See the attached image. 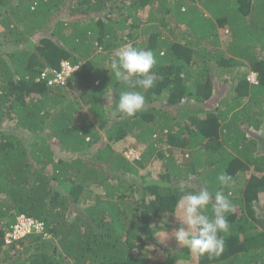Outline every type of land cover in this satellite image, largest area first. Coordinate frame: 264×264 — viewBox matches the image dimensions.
I'll return each instance as SVG.
<instances>
[{
  "label": "trees",
  "instance_id": "obj_1",
  "mask_svg": "<svg viewBox=\"0 0 264 264\" xmlns=\"http://www.w3.org/2000/svg\"><path fill=\"white\" fill-rule=\"evenodd\" d=\"M0 24V264H147L181 186L222 191L233 207L222 254L197 264H264V0H0ZM219 29L230 58L210 51ZM126 44L157 61L131 117L116 105L132 89L107 68ZM210 56L235 78L212 109L224 75ZM64 61L77 67L65 84L42 79ZM113 143L145 149L131 161ZM151 160L156 177L141 173ZM22 216L45 232L6 243ZM190 258L184 247L157 264Z\"/></svg>",
  "mask_w": 264,
  "mask_h": 264
},
{
  "label": "clouds",
  "instance_id": "obj_2",
  "mask_svg": "<svg viewBox=\"0 0 264 264\" xmlns=\"http://www.w3.org/2000/svg\"><path fill=\"white\" fill-rule=\"evenodd\" d=\"M156 62L155 55L150 49L124 45L115 50L110 66L107 67L112 74L111 78L114 76L128 89H132L119 94L116 112L131 117L143 109L145 96L137 89H149L155 86L157 75L150 70ZM106 99L108 101L107 96ZM137 149L123 148L120 152H123L129 160L135 161L142 155L141 152L137 157L135 156ZM217 180L222 187L230 188L233 184V178L226 172L219 173ZM161 187L168 188L169 185L164 182ZM179 193L173 212L174 217L179 221V227L172 231L171 237L180 248L186 247L192 253L207 255L209 258L220 256L224 250V238L221 233H228L230 225L227 215L233 210L229 199L222 191H217L213 199L207 187L189 191L181 186ZM209 205H211V215L207 211ZM154 236L160 245H164L170 238L168 232L164 236L154 232ZM155 247L149 245L148 252Z\"/></svg>",
  "mask_w": 264,
  "mask_h": 264
},
{
  "label": "rangeland",
  "instance_id": "obj_3",
  "mask_svg": "<svg viewBox=\"0 0 264 264\" xmlns=\"http://www.w3.org/2000/svg\"><path fill=\"white\" fill-rule=\"evenodd\" d=\"M200 8H202V10L205 11V9H203V7L200 6ZM141 15H142L141 17H143V18L146 17V13H144V12H141ZM63 17L66 18V17H68V15L63 16ZM142 27H141L142 30H145V29H147L149 27V25H146L144 23V24H142ZM3 32H5L4 28L0 27V33H3ZM229 35H230L229 30H227V29L226 30L225 29H219L218 33H217V36H218L217 40H215V43H211V45L209 46V48H211V46H212L213 48H216L217 50H211L210 49V51H213L212 53H215L216 56L219 54V52L222 54V51H224V52H226V55L230 54L231 57H232L233 54L229 53L227 51V48L225 47V44L227 43V40L229 39ZM141 41H142V39H141V37H139L138 40L135 41V44H140ZM126 45H131V44H126ZM122 46H124V45H117L115 47H112V50H114V52H115V50H117L118 48H120ZM100 52H101V50H99V52L96 53L95 57L96 58L99 57L100 58V62H102L103 53L99 56ZM164 52H165V49H164ZM3 55H6V53L4 51H0V56H3ZM234 57L237 59V57L235 55H234ZM228 58H230V57H228ZM232 62H234V61L232 60ZM210 65H211L212 72H216V73H218L220 75H227L229 73V70H230V67H231V65H227V67H225V66L224 67H219V66H217L218 64L215 63L214 60H212V63ZM236 66H238V65L234 64L232 67H234V70L237 72L238 68ZM249 74L251 76L252 74H255V72L251 71ZM226 79H228L230 81L229 84H226ZM221 80L219 81V83L221 82L220 84H223V85L220 88L216 89V94L218 95V100H215L214 96H213V98L209 102H207L205 104L208 108L212 109L215 106H217L216 104H219L220 95H223V94L229 95V93H228L229 89H230L229 87L233 83L235 78H221ZM223 109L226 110L225 107H223ZM258 132L261 133V134H264L263 133L264 130H263V132H260V131H258ZM259 139H260L259 141H261V143L264 144V135H260ZM113 146L119 151H122L123 148H124L122 143H113ZM144 149L145 148H142V151L140 149L135 150V156L137 157L141 152H143ZM162 149H164V147H162ZM161 170H162L161 163L159 161H157V160H151L144 167V169L141 171V173L143 175L149 174L151 176L156 177ZM257 212H258V215H260V213H264V209L257 208ZM79 213H81V214L83 213V208H81L80 205H75L74 208H73V211L70 213V216H72L74 218L75 214H79ZM170 218L171 219H166L164 224L160 223L159 224V228H157L159 231L162 230L161 231L162 232L161 233L162 236L166 235L167 232H168L170 238L166 241V243L164 245H160V247H159V245L157 243L155 245L156 246L155 249H150L149 250V252L146 254V262H147V264H157L158 261L159 262L163 261V259H165L167 257V251L183 252V248L184 247L180 248L178 246L177 242L175 241V239L171 237L172 231L175 228L179 227V221L174 217L173 214L170 216ZM167 223H169V225ZM152 226H156V225L153 224ZM177 263H180V264H197V254L191 252V258L189 260H187V259H182V260L178 259Z\"/></svg>",
  "mask_w": 264,
  "mask_h": 264
},
{
  "label": "built area",
  "instance_id": "obj_4",
  "mask_svg": "<svg viewBox=\"0 0 264 264\" xmlns=\"http://www.w3.org/2000/svg\"><path fill=\"white\" fill-rule=\"evenodd\" d=\"M77 67L72 66L68 61L62 63V68L59 71L54 70V75H48V71L42 73V79L47 80L49 85L54 83L65 84L69 76H71ZM257 74L249 76L251 82L256 81ZM45 232L44 224L41 222H35L33 219L25 218L24 216L18 219V223L14 226L13 231H10L6 235V243L11 244L13 240L22 238L32 231Z\"/></svg>",
  "mask_w": 264,
  "mask_h": 264
},
{
  "label": "crops",
  "instance_id": "obj_5",
  "mask_svg": "<svg viewBox=\"0 0 264 264\" xmlns=\"http://www.w3.org/2000/svg\"><path fill=\"white\" fill-rule=\"evenodd\" d=\"M61 18H62V17H61ZM0 25H1V24H0ZM0 27H3V26H0ZM4 31H6L5 28H4ZM4 33H5V32H4ZM210 49H211V50H217L216 48H213L212 46H211ZM211 52H213V51H211ZM227 56H228V57H231L230 54H228ZM210 59L213 60L214 58L210 56ZM221 67H222V66H221ZM216 75H217V74H216ZM217 76H218V75H217ZM217 76H216V77H217ZM222 78H233V77H229V75H224ZM227 80H228V79H226V84H229V82H228ZM215 81H216V88H215V91H216V89H217V88H220L223 84H220L221 82L219 83L220 80L218 81V80L216 79ZM221 81H222V80H221ZM229 88H230V87H229Z\"/></svg>",
  "mask_w": 264,
  "mask_h": 264
}]
</instances>
